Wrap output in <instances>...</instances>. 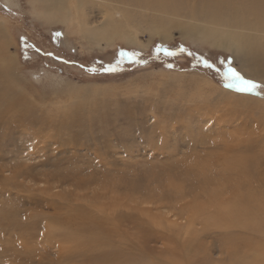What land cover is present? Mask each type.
<instances>
[{
    "label": "rangeland",
    "instance_id": "rangeland-1",
    "mask_svg": "<svg viewBox=\"0 0 264 264\" xmlns=\"http://www.w3.org/2000/svg\"><path fill=\"white\" fill-rule=\"evenodd\" d=\"M87 1L94 8L88 15H83V9L76 15L68 7L71 17L58 13L50 19L43 3L0 0V69H10L16 80L10 84L14 93L33 97L38 116L36 124L17 127V133H30L28 137L9 129L12 137L5 138L9 126L0 127L4 134L0 183L6 184L0 191V209L16 208L17 194L41 196L66 206L61 210L53 208L56 203H48V208L21 207L14 221L20 220L25 229H13L12 218L0 212V263L25 243L38 249L35 254L47 257L41 258L44 264H53V250L40 253L46 244L41 235L45 217L56 232L51 231L52 244L67 233L80 243L105 234L115 248H130L125 251L129 264H190L187 256L191 260L194 255L190 251L198 254L200 248L198 261L213 257L206 264L228 259L232 250L241 258L248 248L242 262L251 264L256 257L257 264H264L258 258L264 254V71L230 50L201 39H185L184 31L198 24L184 12V17H176L129 9L134 17L113 31H126L138 42L128 44L117 37L99 46L88 38L89 29L99 33L108 18L96 6L103 1ZM219 1L212 2L218 6L211 9L214 14L223 12L227 2ZM194 3L187 0L184 7ZM87 16L97 20L93 27L92 20L83 22ZM151 25L159 30L154 28L156 35H151ZM164 49L174 55L165 54ZM121 52L138 55L129 60L121 58ZM205 60L213 67H205ZM229 63L262 87L254 93L227 87L222 74ZM108 67L116 70L105 71ZM64 114H75L77 120L82 116L83 122L64 125ZM0 115L7 116L4 111ZM29 154L34 155L30 160ZM35 164L33 177L10 180L12 170ZM56 175L58 179L53 178ZM78 209L92 215L102 228L93 227L94 221H74L72 215ZM26 210L33 218L25 216ZM188 217L197 222L192 226L197 233L180 237L175 231L187 225ZM32 221L38 227L35 239L31 238L35 232L26 229L33 226ZM217 222L220 227L228 225L227 229ZM236 223L240 228L228 229ZM158 237L163 240L159 242ZM98 252L102 253L99 247Z\"/></svg>",
    "mask_w": 264,
    "mask_h": 264
},
{
    "label": "bare ground",
    "instance_id": "bare-ground-1",
    "mask_svg": "<svg viewBox=\"0 0 264 264\" xmlns=\"http://www.w3.org/2000/svg\"><path fill=\"white\" fill-rule=\"evenodd\" d=\"M34 1L43 3V10L48 15V18L51 17L50 19H54V17H55L54 15L58 14V13H64L68 17H71L72 13L67 9L68 7L74 11L73 12L74 14L76 12V15L81 13L82 9H83V11H82L83 15H85V14L88 15L90 10H92V9L94 10V8L91 7L92 5L89 6L87 0H34ZM97 1H101V3L103 1V4L97 3L96 6L98 7V10L102 8V11L100 14L101 15L103 14L108 19L106 21V25L104 27H102L103 29L101 31H99V33H98V31H96L97 29H89L91 31L88 34V38L93 40V42L98 44L99 46H102L103 43L108 44V43L112 42L114 38H117V37L125 38V42L128 44H136L138 42V39L136 36H131L126 31H123L122 33H116L113 31V30L119 29L124 22L129 21L132 17H134V15L130 14L129 9L137 8L139 10L146 11V12L150 11V12H154V13L172 15V16H176V17H184L183 16V12H184V14H186V16L191 15V19L195 23L198 24V26H195L196 27L195 29L192 30L189 28V30H187V32H186V30L184 31L185 32L184 33L185 39H188V40L190 39L193 42L194 41L200 42L198 40L201 39L202 40L201 42L215 46L216 48H224V49L230 50L235 55H237V57H240V58L242 57V59H245L247 61L248 60L251 61L252 63L255 64L254 65L255 67H259L260 69H262L264 71V61H263L264 60V38H260L261 36L264 37V0H227L226 4L224 6V10H223V12L221 11V13L219 12L220 14H214V12H212L214 10H211L215 6V5H212V2H215L216 0H196V3H194V5H190V7H188L187 5L184 7V5H185L184 3L187 0H179V1L178 0H97ZM181 1H184V2H181ZM218 1L219 0H217L216 2H218ZM216 2H215V4H216ZM217 4L219 5V3H217ZM115 5L122 6V7L119 8ZM217 7L215 6V8H217ZM88 17L89 16H87V18L85 20L83 19L84 20L83 22L89 23L90 22L89 20H92L89 25L91 27H93V25L97 23V20L95 22H93L94 18L92 16H90L89 18ZM198 17H200V18H198ZM119 18H121L122 20L117 21ZM156 22H158V20L154 21V24ZM168 22L169 21L166 20L164 25H167ZM158 23L156 25H158ZM156 25H154V26L151 25V27H149L151 35L152 34L156 35V34L152 33L154 31V28H155L157 33L159 32ZM137 30H139V29H137ZM236 33H240V34H236ZM254 33L259 34V36H256V35L254 36ZM85 34L87 35V33H85ZM97 34H101L102 37L95 38L97 36ZM166 36L168 37L167 34H166ZM162 37L163 38H161V39L163 41L166 40L165 36H162ZM260 63L263 66L258 65ZM15 81L16 80L12 77L10 69H8V68H3V69L1 68L0 69V113L4 111L7 114V116H5V117H2L0 115V127L2 125H6V124L9 126L5 131V138H8V139H10V137H12V136L8 135L9 129H14L15 134L17 136H20L22 134L25 137H28V135L30 133H17V131H16L17 127L18 126L33 125V124H36V122L38 121V116L35 115L36 104L33 101V97L30 95L24 94V93H14L13 89L10 87V84L12 86V84ZM15 114L17 115V118L13 117ZM73 116L76 117L75 114H69V115L64 114V118H63V122H65L64 125L70 124V123L78 124V123L83 122L82 116H80V118H81L80 120L75 119ZM45 118H46V120L49 121L50 117L48 118L46 116ZM78 125H80V124H78ZM2 134H0V139L2 138ZM6 141H12V140L6 139ZM74 143H70V144L69 143H59V144L70 145V147H72L74 145ZM39 150H41V149H39ZM4 153H5V151H4ZM31 156H34V155L29 154L27 159L30 160ZM36 164L31 166V167L26 165L25 168H22V167L18 168L16 166V168H18V169H15V167H14L15 170L11 171L12 178L10 180H17V179L25 180V179H28L30 177H33L30 173L32 172V168L34 166H37ZM103 165H105V164L103 163ZM35 169H36V167H35ZM93 170H95V169H93ZM61 174H62V172H61ZM96 175H97V173H96ZM58 176L59 175L53 176V178L58 179ZM93 176H95V175H93ZM45 179L48 181L47 176H45ZM3 180H4V178H3ZM32 180L34 181L33 178H32ZM59 180H61V179H59ZM4 181H6V180H4ZM7 181H9V180H7ZM77 183H78V181H77ZM5 186H6V184L0 183V191L2 189H4ZM54 186H56V185H54ZM48 188H50V185H48ZM38 190H40V189L37 188L36 191H38ZM87 190H88V188H87ZM39 192H42V191H39ZM80 192H78V193L80 194ZM90 192H92V191H90ZM76 194H75V196H76ZM17 195L20 196V198H18ZM17 195L14 198L16 208L15 207H10V208L3 207L4 209L3 208L0 209V212H4L3 216H9L12 218V222H14L13 224L15 226V228L13 227V229H20V228L23 229L25 227L23 224H21V222H19L20 220L14 221L15 219H18V216H19L20 211H21V207H26L29 204H30V206H32V208H38V207L48 208V207H51L48 205V203L51 205L56 203L58 206L53 207L55 210L56 209L61 210V209L66 207L64 205V203H59V201H54L53 199H52V201H48V199H43L44 197L42 198L41 196L36 197L34 195L33 196L32 195L23 196L20 194H17ZM64 198H66V197H64ZM222 198H223V196H222ZM11 199H12V197H11ZM73 199H74V197H73ZM11 202H13V200ZM78 205L79 204H77L76 206H78ZM68 211H71V208L68 209L67 212ZM242 211H241V213L244 214V210H242ZM26 212H27V210L25 211V216L32 217V215L29 216L30 214L26 215L27 214ZM58 215H61V214H58ZM249 215H250V213H249ZM37 216L38 215L35 214L34 217L37 218ZM64 216H67V215H64ZM91 216L89 214L85 213L83 210L78 209L76 211L75 215H72V218L74 221H86V220L94 221L95 223H94L93 227H95V225L96 226L99 225L98 228H100V227L102 228L101 224L97 223L95 221V219ZM242 216H244V215H242ZM247 217H249V216L246 215V218ZM250 218H252V217H250ZM191 219H193V218L192 217H188L187 219L185 218V220L187 221L186 222L187 225H183V226H181L180 230L175 231L178 235H180V237L184 236L186 238L187 235H189L191 231H194L193 233H195V232L197 233V231H195V229H194L195 227L192 228V226L195 225L197 222L193 221V220L191 221ZM39 220L41 221V219H39ZM33 221H32V223H33ZM217 223H218L217 226H219L220 225L219 222H217ZM167 224L166 225L163 224V228H164V225L167 228ZM42 225H43V223H42ZM207 225H209V224H207ZM44 226H45V228H42V229H45V232L43 233L44 235L41 233L40 234L43 236L44 239H46V244L43 247V251H40V253L43 254V252L46 253V251L49 252V251L53 250V252H54L52 254L54 256V259L52 260L53 264H122V262H123V264H129V257H128L129 254L126 253L125 251L129 250L130 248L128 246H125V248H123L124 250L121 249V247L119 249L117 247L115 248L112 245V242H107L108 237L105 234L98 235L97 237H93L92 239H90L86 242L80 243L73 236H71L67 233L65 236H62L63 239L61 242H58V243L53 242V244H52V242H50L49 238L51 237V235H53L52 232H54V227H51L50 221L48 219H45V217H44ZM226 226H228V225H226ZM226 226L220 227V228L221 229H227ZM240 226H241L240 223H236V224H233L232 226L228 227V229L231 230L232 227H237V228L239 227L240 228ZM209 227H211V226H209ZM28 228L31 230L30 232H35V233H31V238L35 239L37 234H38V233L36 234V230L38 228L37 224L34 222L33 226H31V227L27 226L26 227V229H28ZM167 229H169V228H167ZM211 229H213V228H211ZM56 230H58V229H56ZM198 230H200V229H198ZM38 231H40V230H38ZM89 231H90V229H89ZM23 232H25V231L23 230ZM27 232L30 234L29 231H27ZM169 232L173 233L174 231L169 230ZM200 232H202V231H200ZM217 232H218V230H217ZM54 233H56V232H54ZM29 234L24 235V237L29 235ZM198 234H199V232H198ZM145 235H146V233H145ZM195 236H198V235L196 234ZM24 237L21 236V239ZM39 237H41V236H39ZM180 237H179V239H180ZM15 239H17V238H15ZM158 240L160 242L161 240H163V238L158 237ZM169 240H170V238H169ZM248 240H249V238H248ZM155 241H156V243L158 242L157 240H155ZM225 241H228V240H225ZM161 243H160V245H161ZM227 243H229V241ZM19 244H20V242H19ZM17 245H18V243L16 244V246ZM152 245H153V243H152ZM148 246H149V244H148ZM98 247L102 251V253L98 252ZM242 247H244V246H242ZM226 248H222V252L225 251ZM15 249H16V247H15ZM15 249H14V251H15ZM165 249L168 250L166 246H165ZM200 249H199L198 254H195L196 251H195V253L193 250L190 251L192 254H194L192 256L191 260L189 259V256H187L190 264H201L200 262L203 260H205L203 262V264H206V261L213 258V257H211V255H209L207 257L203 256L202 260L200 258L201 261H198L197 257L200 254H202V252H201L202 249L201 250ZM231 249H233V248H231ZM17 250L18 249H16V252L13 253L12 255H10L11 254L10 253L9 256L5 258V262L3 264H8V262H13L14 264L15 263L44 264V262L41 261L42 260L41 258L47 259L46 256H44V257L41 256L39 254V252L35 254L36 249L30 247V245L26 246L25 243L20 244L19 250L18 251ZM117 250H119V251H117ZM142 250H143V248L141 249V251ZM5 251H7V249ZM10 251H11V249H10ZM36 251H38V249ZM146 251H148V250H146ZM160 251H162V249ZM245 251L246 252H244V255L243 256L241 255V258L246 257V255H248V253L250 252V249L248 248ZM236 252L238 253V251H236V250H234V251L232 250V252H228V257H229L228 259L219 258L217 260V258H216L214 260H216L217 262L216 261L215 262L218 264H221V263L227 264V263H230L232 261H235L234 264H246L245 262H242L241 258H237L236 254H235ZM24 253H25V255H24ZM132 253L135 254L134 252H132ZM37 254H39V255H37ZM134 256H132L133 259H134ZM258 258L260 261H264V254H259ZM34 259H38V261L34 263ZM137 259L138 258H136V260ZM141 260L142 259H140V262H141ZM13 263H10V264H13ZM251 264H257V258L256 257H253Z\"/></svg>",
    "mask_w": 264,
    "mask_h": 264
},
{
    "label": "snow or ice",
    "instance_id": "snow-or-ice-1",
    "mask_svg": "<svg viewBox=\"0 0 264 264\" xmlns=\"http://www.w3.org/2000/svg\"><path fill=\"white\" fill-rule=\"evenodd\" d=\"M160 49H157L159 52ZM165 54L167 55H174V53L169 52L167 49H164ZM137 53H130V52H121V58H128L129 60L136 59ZM204 66L207 68H212L213 65L210 64L207 60L203 61ZM116 69L114 67H108L105 71L112 72ZM224 81L226 82V86L229 88L234 89L240 93H254L256 90L262 87L261 84L258 82L245 78L240 72H238L234 67L229 65L226 68V71L222 74Z\"/></svg>",
    "mask_w": 264,
    "mask_h": 264
}]
</instances>
